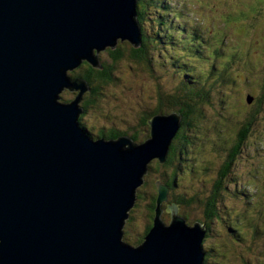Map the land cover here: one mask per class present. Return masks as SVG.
<instances>
[{"label": "water", "instance_id": "water-1", "mask_svg": "<svg viewBox=\"0 0 264 264\" xmlns=\"http://www.w3.org/2000/svg\"><path fill=\"white\" fill-rule=\"evenodd\" d=\"M137 0H0V264H203L206 230L159 205L138 247L122 221L152 158L164 163L178 128L154 117L145 142L91 139L79 126L87 84L68 72L118 42L141 44ZM64 89L76 99L58 102Z\"/></svg>", "mask_w": 264, "mask_h": 264}, {"label": "rangeland", "instance_id": "rangeland-1", "mask_svg": "<svg viewBox=\"0 0 264 264\" xmlns=\"http://www.w3.org/2000/svg\"><path fill=\"white\" fill-rule=\"evenodd\" d=\"M157 1L145 5L143 19L138 22L141 39L144 32L148 36L150 70L144 62L128 58L114 64L109 53L116 47L94 50L91 55L100 66L113 65V71L105 75L107 85L96 84L83 94L90 106L82 111L80 123L92 138L113 130L131 134L127 126L131 125L137 137L134 143L145 142L151 137L154 117L178 118L167 150L169 154L174 146V159L169 160L166 154L164 163L152 158L144 166L142 183L135 188L134 206L122 221L120 243L138 247L144 242L149 232L145 234L150 202L158 197V183L167 188L166 201L159 205V217L165 225L172 221L168 207L174 205L176 215L183 217L187 226L199 223L207 229L200 250L203 264H264V0H164L162 5L171 8L162 10ZM171 11H181L182 19L175 22ZM160 18L173 20L172 25L166 22L159 30L163 44L156 42L157 29L162 28L157 23ZM177 23L186 27L182 31L185 34L174 26ZM193 32L198 41L191 37ZM122 44L126 50L140 47ZM80 71L82 68H75L68 75ZM213 82L217 84L211 86ZM182 83L205 91L213 87L208 103L193 99L196 104L192 107L200 116H188L191 127L187 122L182 125L179 113L178 103L186 95L182 88L186 93L189 89ZM78 94L79 90L64 89L58 101L69 102ZM255 99L260 100V107L253 110ZM244 126L248 132L244 139H238ZM240 142L236 158L222 175L219 169L229 162L228 150ZM170 180L174 181L171 189L166 184ZM211 196L215 205L211 201L213 218L207 223L202 205ZM176 199L185 203L177 206Z\"/></svg>", "mask_w": 264, "mask_h": 264}, {"label": "trees", "instance_id": "trees-1", "mask_svg": "<svg viewBox=\"0 0 264 264\" xmlns=\"http://www.w3.org/2000/svg\"><path fill=\"white\" fill-rule=\"evenodd\" d=\"M149 2L152 3V5H154L156 3V2L153 3V0H149V1L137 0V4H136V14L137 15H136V18H137V21L139 23H140V20L143 19V9H145V5L149 4ZM162 2H164V0L157 1L156 5H158L159 9L162 10L164 8L165 9L166 8H169V9L171 8L169 5H166V4L162 5ZM170 14L173 15L172 19L175 22H177V20H179V19H182V15H183V13L181 11L180 12L171 11ZM165 16H162V17H165ZM173 20H170V19L169 20H166V19L162 20V18H160L157 21L159 26L162 27V28L157 29L158 32L156 33V42L158 41L159 43L163 44L161 41L164 38V36L161 38L160 31L163 29V27L165 26L166 22H168L169 25H172L171 21H173ZM181 25L182 24L177 23L174 26L179 27L181 29V32H182V31H184L186 29V27L184 25H182V26ZM182 33L185 34L184 32H182ZM190 35H191V37L193 36V38L196 39V40L194 39L195 41H198V39L196 38V33L195 32H193V34L190 33ZM147 37L148 36H147L146 32H144V34L142 33V39H141L142 42H141V45H140V47L138 49H128V50H126V48L124 47V44H122L123 42L122 43H118V45H117L115 50H113L111 53H109V51H108V53L110 54L109 56L111 58V61L114 62V64H115V62H118V61H120L123 58H128L131 61L144 62V65H147L148 69L150 70L149 65H150V61H151V50L149 48V43H148V38ZM192 42L193 41H191V43ZM78 68H82V71H80L78 74L71 75V77H70V75H68V76L70 78H74V77L77 76V77L83 79L85 81V83H87L89 85V87L95 86L96 84H97V87L101 86V85H107L108 84L107 82H109V81H108V78L105 75H108L107 74L108 71H110V72L113 71V65L112 66H107L105 64L104 65L102 64L101 69H96V68L93 69L91 66L86 65V63H83ZM184 74L186 75L185 72H184ZM182 84L186 88H189L188 85H186L184 83H182ZM214 84H217V83L213 82V84L211 86H213ZM211 86H210V88H206L208 91H205V88H203V87H199L197 89V88H194L195 86H192L193 89H190V88L186 89V90H188V93H186L185 88H182V93L185 92L186 95L184 96V99L181 96L179 97V99L182 98V100H184V101L182 103H178V105L180 106L179 113H180L181 118H182V125L183 126L188 121V119H189L188 116L190 114H191L190 117H192L194 115V116H196L195 118H199V116H200L199 111H197V109H194L195 106L192 107V104H194V105L196 104L193 99L196 98L198 102L203 103V104L204 103H208V94H209L208 92L209 91L212 92V89H213V87L211 89ZM89 91H91V89ZM190 95L193 96V97H188ZM186 98H187V100H190V101L185 100ZM250 98L253 101V97L250 96ZM83 105H84V107L88 106V104H83ZM253 106H254L253 110H255L256 108L260 107V100L259 99H255ZM181 108H184V110L181 109ZM80 119L81 118L79 117L78 120H77L78 124L80 123ZM253 119H255V117H253ZM187 125L190 126V127L192 126L191 122H187ZM80 126H81V128L85 129L81 124H80ZM127 126L129 128L128 132H133L134 131V128L131 125H127ZM145 126H146V124H145ZM113 131L116 132V130H113ZM247 132H248V127L244 126V129L241 130L238 133V135H237L238 139H240V137L244 139V137L246 136ZM127 134L128 133L126 132V135ZM179 135H180V132L178 133V136ZM99 136H101V137H109V138H117V136H121V135H120L119 132L110 133V134H106V135H102V133L100 132ZM135 138H136V134H135V137L134 136L131 137V139H133L134 141H135ZM238 144H239L238 146H237V144L234 145V146L232 145L231 149L228 150V151H231V153L228 154V157H229L228 161L229 162L224 163L225 167H223L221 169L223 171V172H221L222 175L226 174L225 172L227 171V168L229 167V163L231 162V160L236 158L235 154H236V151L239 150L241 142L238 143ZM173 150H174V146H171L170 152L168 154V156L170 157L169 160H171V161H173V159H174V156L172 155L174 153ZM170 154H171V156H170ZM162 167L164 168L165 166H162ZM172 183H174V181H172V180H170V181H168L166 183L167 186L169 187V189H171L170 186H171ZM207 199L208 198L204 199L201 202V204L203 202L207 201ZM211 201L214 203V197H212V196L210 197V199L207 202H205L202 205V210H203L202 211V213H203L202 217H204L206 219L207 223H208V220H212V218H213L212 217V212L210 211V208H212V204H213V203H211ZM174 202H175V204L177 206L180 205V204H184L185 203L184 201L178 200V199H176ZM214 205H215V203H214ZM155 206H156V204H155V197H154L151 200V202H150V207H149L150 210H149V215H148V220H150V221H149V224H148L149 227H146L145 234L149 231V229H150V227L152 225L153 218H154V212H155L154 211ZM210 222L212 223V221H210ZM232 228L234 229V227H232ZM233 229L231 231H233ZM235 230L236 229H234V232H235Z\"/></svg>", "mask_w": 264, "mask_h": 264}, {"label": "clouds", "instance_id": "clouds-1", "mask_svg": "<svg viewBox=\"0 0 264 264\" xmlns=\"http://www.w3.org/2000/svg\"><path fill=\"white\" fill-rule=\"evenodd\" d=\"M118 43H120V42H118ZM118 45V44H117ZM117 47V46H116ZM98 69H101V67H99ZM71 77V76H70ZM71 80H74V79H80V80H83V79H81V78H79V77H74V78H70ZM84 81V80H83ZM87 84V83H86ZM87 87H88V89H87V92L85 93V94H87L88 92H89V90H90V87H89V85L87 84ZM83 98L84 97H82V100H81V102H80V106H78L80 109H82V111H85V109L87 108V107H84V105L83 104H88L87 102H86V100H83ZM59 99V98H58ZM69 100V99H68ZM73 100V99H72ZM72 100H69V102L70 101H72ZM59 102V101H58ZM61 103V102H60ZM65 103H68V102H65ZM62 104H64V103H62ZM88 106H90V104H88ZM81 115H79V117H80ZM78 117V118H79ZM144 122V121H143ZM143 122H140V124L141 123H143ZM80 124L81 123H79V126H80ZM82 125V124H81ZM83 126V125H82ZM84 127V126H83ZM80 128H81V126H80ZM85 128V127H84ZM91 139H93L94 137H96V139H105V140H113V139H117V138H119V137H125V138H128V139H130V140H132V142L134 143L135 141L133 140V139H131V137H135V132L133 131V132H130L131 134H127V135H121V136H117V138H109V137H101V136H97V135H93V138L91 137V134L88 132V130H86V128L85 129H83V128H81ZM102 133V132H101ZM110 133H116L115 131L114 132H109L108 134H110ZM123 134H125V133H123ZM106 135V134H105ZM96 139H93V140H96ZM137 139V137L135 138V140ZM136 144H138L137 142H136ZM223 167H225L224 166V164L220 167V169L219 170H221ZM135 195H136V192H135Z\"/></svg>", "mask_w": 264, "mask_h": 264}, {"label": "bare ground", "instance_id": "bare-ground-1", "mask_svg": "<svg viewBox=\"0 0 264 264\" xmlns=\"http://www.w3.org/2000/svg\"><path fill=\"white\" fill-rule=\"evenodd\" d=\"M139 13V12H138ZM83 63H86L85 61H83L81 64H80V66L83 64ZM89 66H90V64H88ZM167 156H168V153H167ZM129 245V244H128Z\"/></svg>", "mask_w": 264, "mask_h": 264}]
</instances>
